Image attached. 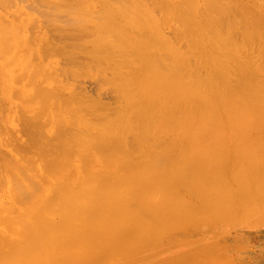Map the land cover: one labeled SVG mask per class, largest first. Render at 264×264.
I'll use <instances>...</instances> for the list:
<instances>
[{
  "label": "bare ground",
  "instance_id": "bare-ground-1",
  "mask_svg": "<svg viewBox=\"0 0 264 264\" xmlns=\"http://www.w3.org/2000/svg\"><path fill=\"white\" fill-rule=\"evenodd\" d=\"M12 1L0 0V264H231L217 237L264 208V0H39L71 15L47 18L72 38L65 52L57 37L68 67L49 74L6 19ZM86 68L113 105L75 85L64 95L63 77ZM253 216L240 223L255 230ZM209 225L220 243L192 252Z\"/></svg>",
  "mask_w": 264,
  "mask_h": 264
},
{
  "label": "rangeland",
  "instance_id": "rangeland-1",
  "mask_svg": "<svg viewBox=\"0 0 264 264\" xmlns=\"http://www.w3.org/2000/svg\"><path fill=\"white\" fill-rule=\"evenodd\" d=\"M12 1V0H11ZM14 1V2H13ZM12 1V3L10 2V4H9V7L8 8H5L4 9V11H3V13L5 14V17H6V19L7 20H9V21H13L15 24V27L17 28V35L19 36V37H21V40H23V39H26L27 40V43H26V45L27 46H29L30 45V43L31 44H34L35 42H34V38L37 40V68H39V70H43L44 69V67H47V68H49V70H50V72H48V74L49 73H51V70H54V71H56L57 69H58V72L60 71V69H63V68H67L68 67V63H67V61H68V59L66 58V54H63V53H58L57 52V50H55V48H56V45L58 44V42L56 43L55 41H58V39L60 40L59 42L61 43V47H63L64 49H63V51H65L66 52V48H68V47H71L70 45H69V42H70V40L72 39L71 37H69V36H65V35H62L61 34V32L59 31V30H57L56 28V26H55V22H57L59 19V23H57V24H60V22L61 21H65V22H67V20L68 19H70V14H69V12L67 13V9L66 8H62V11H63V13L60 11L61 10V7H59V6H57V7H55V6H52V5H45V4H42V3H40L41 1H37V0H13ZM36 1H37V10L35 9V11L34 10H32L31 9V7H33V3H36ZM109 1H111V0H109ZM141 1H144V0H141ZM33 2V3H32ZM8 4V3H7ZM31 4H33L32 6H31ZM31 6V7H30ZM35 6H36V4H35ZM52 6V7H51ZM7 7V6H6ZM50 7V8H49ZM56 9V10H54V8ZM2 8V7H1ZM34 8H36V7H33V9ZM58 8V9H57ZM64 9V10H63ZM6 10V11H5ZM57 10H59V11H57ZM50 11H51V13H50ZM56 11L58 12V13H60L59 15H57V14H55L56 13ZM66 11V12H65ZM53 12H54V14H53ZM26 13V14H25ZM66 13V14H65ZM47 14V15H46ZM64 14L66 15V17L65 18H67L68 17V19L66 20L65 18H64ZM52 15V16H51ZM55 15V17H53ZM70 15V16H69ZM25 16H31L32 18H36L35 19V23H36V21H37V28L35 27V26H30V25H28V23L25 25L24 23L23 24H18L19 23V20H21V19H23V17H25ZM58 16H60V17H58ZM50 17H52L53 18V20H51L50 19V21L49 22H54L55 24L53 25H51V23L49 24L48 23V21H47V18L49 19ZM57 17V18H56ZM62 17H63V19H62ZM54 18H56L55 20H54ZM62 22V23H63ZM35 23H34V25H35ZM61 23V24H62ZM167 32H169V34H171V31H167ZM37 35V36H36ZM77 35H79L78 34V32L76 31V30H74V33H72V36H77ZM55 36V39H57V37H58V39L57 40H55L54 38L52 39V37H54ZM62 37V38H61ZM50 40H49V39ZM48 40L49 41H51V42H48ZM54 40V41H53ZM55 42V43H54ZM42 43V44H41ZM47 43H51V45H49V47H47ZM52 43H54V44H52ZM29 44V45H28ZM47 44V45H46ZM56 44V45H55ZM53 45V46H52ZM52 46V47H51ZM50 48V49H47V48ZM54 47V48H53ZM51 48H52V50H51ZM45 49H47V50H45ZM34 49H27L26 51L27 52H30V51H33ZM42 50H45V51H43L44 52V54L42 53V56H40V54H39V51H42ZM2 54V53H1ZM3 55V54H2ZM4 55H6V54H4ZM75 65V64H74ZM86 70H88L87 68L85 69V70H83L84 71V73H85V71ZM90 70V69H89ZM92 71H93V69H92ZM92 71L90 70V75H87L86 73L83 75V77H82V75L81 74H83V72H80L81 74H79V73H77V74H79L78 75V78L77 77H74V76H71V77H68V75H66V77H63L64 79H66V81L68 82L69 81V79L70 80H72V78H73V80H72V82L73 83H71L70 81L68 82V84H70V85H75V89H76V91L74 90V86L72 87V88H68L67 90H65V92L63 91V93H64V95L66 94L67 96L69 95H71L70 93L72 92L73 93V91H75L74 93L75 94H78L79 93V91H80V93L79 94H81V93H83L82 91H84L85 93L87 92V94H85V93H83V95H87L88 96V93H89V95L91 94L92 96H86V98L89 100V98H90V100L92 101L95 97L96 98H100L98 101L101 103V101H102V103H113L114 104V95H113V90H109V89H111L110 87V85L108 84V86H107V83L106 84H104V82L100 79V77H99V80H101V82L103 83V85H101L100 84V81H98L97 79H96V82L98 81V84H99V86H102V90H104V91H100L101 89V87H99L98 86V84L96 83V82H93V81H95V79H93V75H94V71H93V75H91V73H92ZM76 74V75H77ZM96 74V73H95ZM75 75V76H76ZM70 76V75H69ZM80 76V77H79ZM95 76V75H94ZM62 78V77H61ZM62 78V79H63ZM76 78V79H75ZM94 78H97V75L94 77ZM74 80L76 81L75 83H74ZM78 80V81H77ZM65 80H64V82L65 83H67ZM78 82V83H77ZM77 83V84H76ZM78 87V88H77ZM80 87H81V89H80ZM106 88V89H105ZM109 88V89H108ZM70 89V90H69ZM78 89V90H77ZM100 89V90H99ZM101 94H100V93ZM113 92V93H112ZM73 93V95H75ZM99 94V97H97V95ZM65 95V96H66ZM92 97H93V99H92ZM95 98V99H96ZM86 99V100H87ZM113 100V101H112ZM94 101V100H93ZM96 101V100H95ZM97 102V101H96ZM112 104V105H113ZM107 105V104H106ZM112 105H111V107H112ZM110 106V105H109ZM12 109V108H11ZM10 109V110H11ZM2 113L3 114H9V115H11V114H13V111L11 110V111H6V110H2ZM18 127H19V125H17L16 124V126H15V128H13V127H11L10 128V130H11V132H13L14 133V135H19L20 136V134L22 135V132L20 131V130H18ZM9 130V131H10ZM17 132H16V131ZM1 131H2V136H6V132L8 131V129L7 128H5L4 126H1ZM20 131V132H19ZM23 136V135H22ZM22 136H20L21 137V140L22 141H24V139L22 138ZM19 137V138H20ZM228 143H231V142H229L228 141ZM233 143V142H232ZM11 144H13V142H11ZM261 203H259V205H260ZM258 206V205H257ZM263 206V205H262ZM264 207V206H263ZM258 208H261V206H259ZM251 209V208H250ZM252 209H255L254 207L252 208ZM251 209V210H252ZM262 209V208H261ZM261 209H257L256 208V210H253L254 212L252 213L250 210H249V212H245L246 213V215H241L242 217L240 218V219H242L243 217H247V218H245V219H251L250 220V222L252 221L253 222V220H252V216L253 215H255L256 214V216H258V217H260L261 219H263L264 218V214L263 215H261L260 213H263L264 211V208H263V212L262 211H260V213H259V210H261ZM258 210V211H257ZM239 211H242V210H240L239 209ZM256 211V212H255ZM236 213L238 212V209H237V211H235ZM251 212V213H250ZM241 214V212H238V216L237 215H235L237 218L239 217V215ZM252 214L251 216H250V218H249V216L247 215V214ZM257 213H259L260 215H257ZM254 217L255 216H253V219H254ZM257 217V219H258V221H259V218ZM240 219L238 218V222H239V224L238 223H234L233 221V224H229V222L227 223V222H221V227L219 228L218 226L217 227H215L213 224V226L212 227H214V229H215V231H214V233L217 231L218 233H220V232H222V231H218L219 229H221V228H223L224 230H225V228L224 227H222L223 225H222V223L223 224H225V223H227V224H229V225H233V226H227L226 228V232L229 230L228 229V227L230 228V231H228V233H229V235L226 233V232H224L223 231V233L225 234H223V233H221L222 235H221V237H219L220 235L216 232L215 234L218 236H216L215 234H213V238H212V235H208V234H212L211 233V231H209V230H212V228H211V226L209 225V227L210 228H200L201 229V231H202V229H204V231L203 232H201L200 230H199V232H197V234H195V233H193V234H195V236L197 235V236H202V237H205L204 239H202V241L203 240H205L206 241V243H204V242H202L201 243V239L199 240V242L201 243H199L198 242V238L199 237H197V241L196 240H194V238H196L195 236H193V234L191 233V235H192V237H190V239L191 238H193V240L194 241H196V244L197 245H195V242L193 243L192 242V240H191V242L194 244V246H193V244L191 243V245L193 246V247H191L192 248V252H194L193 250H198L199 251V249H200V246L204 249L205 248V251L207 252V253H210V252H208L207 250H209V247H210V244H213V242H211V241H213V240H216L217 238H219V239H217V241L219 240L220 242H221V244H224V243H229L228 245L227 244H225L224 245V247H223V245H222V247L223 248H229L228 250H230L231 252H229L228 250H224V249H222L221 250V252L223 253V252H227L226 254H228V253H232V255L233 256H230V254L228 255V257L230 258V261H231V259H233L232 257H234V258H236L235 260L233 259L232 261H234V263H235V261H237V263L239 262V264H264V220H261V223L263 222V226L261 225V223H260V221H259V223L257 222L256 224H258V225H256L255 223V226L253 225V228H255V230H252L250 227H252V226H250V225H246L247 223L246 222H241L240 223ZM255 220V219H254ZM243 221V220H242ZM246 221V220H245ZM255 221H257V220H255ZM235 222H237L236 221V219H235ZM220 223V222H219ZM219 223H214V224H219ZM245 223V225H243V224ZM249 223V222H248ZM211 224V223H210ZM234 224H236V225H234ZM240 224H242V225H240ZM249 224H251V223H249ZM240 225V226H239ZM252 225V224H251ZM208 226V225H207ZM225 226V225H224ZM237 226V227H236ZM250 226V227H249ZM259 226H261V227H259ZM242 227H247V228H249V229H247V228H242ZM219 228V229H218ZM234 229V233H233V230L232 229ZM239 228V229H238ZM258 228V229H257ZM237 229V230H236ZM241 229H243L244 230V232L241 230ZM206 230V231H205ZM222 230V229H221ZM232 230V231H231ZM236 230V231H235ZM249 230V231H248ZM207 231H208V233H207ZM212 231V232H213ZM242 231V232H241ZM204 232H206V234L204 233ZM210 232V233H209ZM236 232L237 233H239V234H236ZM250 232V234H248ZM203 235H202V234ZM242 233H244V234H242ZM236 234V236H234V235ZM241 234H242V236H241ZM208 235V236H207ZM226 235L227 236H229V237H226ZM239 235H240V238H239ZM245 237H244V236ZM249 235H253V236H250L249 237ZM181 236H183L184 238H188V234L185 236V235H181ZM234 236V237H233ZM183 237H180V239L182 238V239H184ZM201 237V238H202ZM208 237H211V240H210V238L209 239H207ZM215 237H217L216 239H215ZM237 239H236V238ZM224 238V239H223ZM227 238H228V240H227ZM253 238H254V240H253ZM181 239V240H182ZM190 239L188 238V240L190 241ZM242 241H241V240ZM259 239V240H258ZM180 240V241H181ZM188 240H182V241H184L183 242V244H182V246H184V248L182 249V253H183V255L184 256H187V255H185V248H186V246L184 245V244H186V242H188ZM207 240L210 242V243H208L207 242ZM232 240H233V242H232ZM252 240V241H251ZM256 240H257V242H256ZM223 241V242H222ZM227 241V242H226ZM232 243H231V242ZM260 241V242H259ZM220 242H217V243H220ZM245 242H247L248 244L246 245V243ZM250 242V243H249ZM172 243V242H171ZM178 243V242H177ZM182 243V242H181ZM207 243H208V245H207ZM215 243V242H214ZM217 243L214 245V246H216L217 245ZM234 243H235V245L236 244H241L243 247H241L240 245V248L241 249H239V247H238V249H237V247L236 248H233L235 245H234ZM198 244H200V245H198ZM204 244V245H203ZM221 244L219 245L218 244V247H220L221 246ZM232 244L234 245V246H232ZM172 245H179V246H176V247H174V246H172ZM170 244V246H172V248H174L175 250L177 249L178 250V248L180 249L181 248V246H180V244L178 243V244H176V243H173V244ZM190 245V244H189ZM188 245V246H189ZM213 245L211 246V247H213ZM246 245V246H245ZM169 246V245H168ZM170 246H169V248H170ZM198 248V249H194V248H196V247ZM199 246V247H198ZM208 247V248H207ZM231 247V248H230ZM167 249L166 250V256H168V255H170L171 253H173V251H172V249L170 248V249ZM213 248H216V247H213ZM213 248H211V250L213 249ZM244 248V249H243ZM246 248V249H245ZM218 249V248H217ZM217 249H215V253H219V251H216ZM220 249V248H219ZM218 249V250H219ZM233 249L234 250H236V251H233ZM169 250H171L170 252H169V254L167 253V251H169ZM190 250V249H189ZM189 250H188V248H187V253L189 252ZM210 250V251H211ZM179 251V250H178ZM175 252V253H173V255L171 256V258L172 257H174L175 256V254H176V256H178L179 254V252ZM198 251H196V252H198ZM204 251V253H206ZM202 252V249H201V251L198 253V254H200ZM221 252L219 253L220 255H221ZM186 253V254H187ZM213 254L212 252H211V254H213V255H216V254ZM178 254V255H177ZM201 254H203V252L201 253ZM200 254V255H201ZM180 255H181V253H180ZM195 255V254H194ZM206 255V254H205ZM218 255V254H217ZM217 255H216V257H217ZM220 255H218V256H220ZM223 255H225L224 253H223ZM262 255V256H261ZM192 256V255H191ZM196 256H198L199 257V255H197L196 254ZM196 256H195V258H196ZM204 256V254L203 255H201L200 256V259H203L202 257ZM206 256H208V254L206 255ZM211 256V255H210ZM241 256V257H240ZM169 258H170V256H168ZM168 257H165V258H168ZM179 257H181V256H179ZM190 257V255L188 256V257H186L187 259H186V262L188 261V258ZM205 257V256H204ZM214 257V256H213ZM215 257V258H216ZM222 257V256H221ZM220 257V258H221ZM168 258V259H169ZM184 258V257H183ZM182 257H181V259H183ZM192 258H193V256H192ZM191 257H190V259H192ZM207 259L206 260H208L209 258L208 257H206ZM210 258H212V257H210ZM224 257H222V259H223ZM242 258H243V260L245 261V263L243 262V260H242ZM247 258V259H246ZM174 259H177V258H174ZM197 259V258H196ZM205 259V258H204ZM213 259V258H212ZM211 259V260H212ZM219 259V258H218ZM222 259H220V260H218V261H215L216 259H214V261H212V262H217L216 264H218V262L220 261L221 262V260ZM238 259V260H237ZM169 260H171V259H169ZM172 260H173V258H172ZM225 260V259H224ZM224 260H222V262L224 261ZM229 260V259H228ZM227 260V256H226V260L224 261L225 263H226V261H228ZM239 260H242V261H239ZM166 261L168 262L167 264H171V263H169L170 261H168L167 259H166ZM174 261V260H173ZM176 261V260H175ZM178 261H179V259H178ZM181 262L180 263H182V261L183 262H185V259H183V260H180ZM195 261V260H194ZM205 261V260H204ZM232 261H231V264H234V263H232ZM191 263V260H189L188 261V263ZM193 262V261H192ZM209 262V261H208ZM211 262V263H212ZM222 262L221 263H219V264H222ZM175 263V262H174ZM173 263V264H174ZM186 264V263H185ZM213 264V263H212ZM215 264V263H214ZM229 264H230V262H229ZM236 264V263H235Z\"/></svg>",
  "mask_w": 264,
  "mask_h": 264
}]
</instances>
